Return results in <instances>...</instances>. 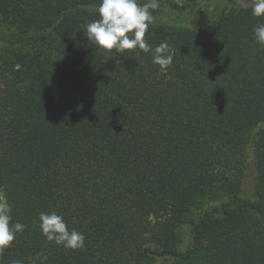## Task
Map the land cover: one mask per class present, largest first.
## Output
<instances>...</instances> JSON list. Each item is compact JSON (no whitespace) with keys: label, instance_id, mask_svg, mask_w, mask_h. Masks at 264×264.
I'll return each instance as SVG.
<instances>
[{"label":"trees","instance_id":"obj_1","mask_svg":"<svg viewBox=\"0 0 264 264\" xmlns=\"http://www.w3.org/2000/svg\"><path fill=\"white\" fill-rule=\"evenodd\" d=\"M226 1L236 8L201 26L150 25L145 39L174 53L164 71L87 40L101 0H0L13 56L0 68V190L26 226L0 264H264V16ZM249 157L255 201L241 196ZM208 198L222 200L179 251V225ZM41 212L85 248L48 241Z\"/></svg>","mask_w":264,"mask_h":264},{"label":"clouds","instance_id":"obj_2","mask_svg":"<svg viewBox=\"0 0 264 264\" xmlns=\"http://www.w3.org/2000/svg\"><path fill=\"white\" fill-rule=\"evenodd\" d=\"M242 9L251 7L252 15L264 16V0H238ZM177 6H182L183 0H176ZM159 0H148L139 3L138 0H101L98 7L99 19L86 25V38L94 43L101 51L125 53L126 50H140L151 54L152 62L166 71L173 63V55L167 42H162L155 48L145 39L150 25L154 22L152 11L159 8ZM255 40L264 45V23L254 28ZM12 206L0 196V255L11 247L16 234L25 229L19 222L12 224ZM40 229L48 241H54L69 249H84L85 236L75 229H69L64 217L56 212L39 214ZM46 259V257H44ZM21 264V261H13ZM32 264H37L36 260Z\"/></svg>","mask_w":264,"mask_h":264},{"label":"rangeland","instance_id":"obj_3","mask_svg":"<svg viewBox=\"0 0 264 264\" xmlns=\"http://www.w3.org/2000/svg\"><path fill=\"white\" fill-rule=\"evenodd\" d=\"M159 8L152 11L154 16V24L161 23L169 28L173 26L194 28L201 26L207 21L213 20L221 13H228L234 10L235 5L226 0H183L182 6L178 9L171 8L168 4H159ZM10 33L11 29L0 20V68L5 66L9 60L13 58L10 52ZM249 157L248 170L245 178V185L241 196L245 199L255 201L261 192V188L254 180V168ZM0 196L4 197L0 190ZM221 198L204 199L198 208L193 210V213L179 225L177 229L178 249L179 251L186 250L192 241V226L194 219L200 211L218 205ZM216 215V214H215ZM172 258L165 256H153L152 264H171Z\"/></svg>","mask_w":264,"mask_h":264}]
</instances>
